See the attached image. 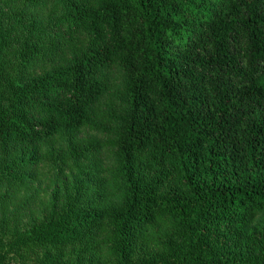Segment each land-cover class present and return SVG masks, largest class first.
Returning <instances> with one entry per match:
<instances>
[{
  "label": "trees",
  "instance_id": "obj_1",
  "mask_svg": "<svg viewBox=\"0 0 264 264\" xmlns=\"http://www.w3.org/2000/svg\"><path fill=\"white\" fill-rule=\"evenodd\" d=\"M0 264H264V0H0Z\"/></svg>",
  "mask_w": 264,
  "mask_h": 264
},
{
  "label": "rangeland",
  "instance_id": "obj_2",
  "mask_svg": "<svg viewBox=\"0 0 264 264\" xmlns=\"http://www.w3.org/2000/svg\"><path fill=\"white\" fill-rule=\"evenodd\" d=\"M115 76V75H114Z\"/></svg>",
  "mask_w": 264,
  "mask_h": 264
}]
</instances>
